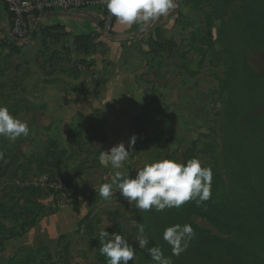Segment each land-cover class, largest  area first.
I'll use <instances>...</instances> for the list:
<instances>
[{"label":"rangeland","instance_id":"rangeland-1","mask_svg":"<svg viewBox=\"0 0 264 264\" xmlns=\"http://www.w3.org/2000/svg\"><path fill=\"white\" fill-rule=\"evenodd\" d=\"M244 15L240 5L229 8L224 0H177V10L166 24L149 27L139 35L144 69L136 84L148 103L135 115L133 126L129 123L132 132L123 138L114 124L108 123L106 129L112 143L122 141L126 148L136 136L121 169H104L103 175L99 171L98 146L105 144V136L102 115L97 119L95 111L85 122L76 114L67 133L65 125L55 122L32 127L29 142L23 144L3 139L6 149L28 145L20 157L10 158L5 152L0 156L6 179L23 183L21 188L9 184L0 189V264H107L98 239L105 226L110 236L124 235L133 246L135 258L128 264H155L146 249L139 247V239L149 240L148 247L161 248L172 264H264V213L255 216L250 209V198L262 196L264 202V48L251 44L242 26ZM13 55L12 62L0 64V72L10 70L0 76L1 84L25 82V75L30 77L28 69L36 64L51 73L66 72L75 57L52 60L45 52ZM123 64L121 58L116 67L103 62L98 75L89 78L99 87ZM28 82L34 83V77ZM77 131L81 139L72 137ZM192 158L213 173L211 197L199 205L189 201L179 208L142 211L130 205L118 189L108 199L99 195V187L111 182L117 171L135 177L145 164L162 159L186 163ZM83 167L91 168L99 179H93L97 189L87 197L90 211L78 226L63 235L53 251L27 246L9 255L11 249L5 251L9 240L4 239L9 229L19 230L53 211L54 203L34 200L64 195L63 189L47 184L59 179L65 185ZM19 192L23 194L15 201L14 194ZM64 196L54 200L66 205L73 199L69 193ZM175 224H190L195 232L178 256L163 240L164 230Z\"/></svg>","mask_w":264,"mask_h":264},{"label":"crops","instance_id":"crops-1","mask_svg":"<svg viewBox=\"0 0 264 264\" xmlns=\"http://www.w3.org/2000/svg\"><path fill=\"white\" fill-rule=\"evenodd\" d=\"M176 10L177 6L167 15L147 25H122L115 18L109 34L101 32L102 9L98 7L91 6L77 11H46L40 16L35 13L28 18L31 36L27 42L20 43L9 35L10 18L0 2V64L12 62L13 52L36 56L45 52V54L49 53L52 60L60 57L72 59V56H75L73 62L66 65V72L51 73L48 69L39 67L40 64H36L28 69L30 77L25 75V82L0 83V106H6L13 116L26 121L30 130L32 127L38 129L47 124L60 122L65 125L66 133L76 114H81L82 121L85 122L93 111L98 110L102 115L103 137L105 136V144L101 143L98 146L100 155L102 151H107L116 145V142L112 143L106 131L107 124H114L115 132L123 138L122 135L132 132L135 115L148 103L145 92L136 84H140L137 78L144 69L137 46L139 35L149 27L166 24ZM75 36L86 37L88 45L83 46L80 42H75ZM11 46H15V49H11ZM119 58L124 63L119 71L114 74L112 72L105 78L104 83L95 87L92 78L89 77L98 75L97 71L103 62H109L111 66L116 67ZM2 69L0 76L10 71ZM31 77H34V83L28 82ZM53 79L57 80V83L49 82ZM86 80L88 82L84 83ZM28 136L20 137L22 141L17 138L16 141L23 144L29 139ZM3 139L8 137L0 136V153L5 152L10 158L16 155L20 157L27 150L29 140L25 142L27 145L23 148H19L18 145L16 149L14 146L6 149L3 147ZM97 160L99 162V157ZM99 166L102 175L104 169L117 170L110 165L104 167L100 162ZM81 169L84 171H80ZM81 169L70 177L72 201L66 205L58 203L54 207V212H45L44 215L39 216L34 225L21 237L9 240L8 245H5V251L8 249L12 251L11 254L8 253L9 255L27 246L53 251L60 237L72 232L78 226L90 211L87 197L93 189H97L96 181L93 179H99L91 168ZM6 177L7 170L0 169V189L9 184L20 188L23 186L21 180L12 181ZM24 184L28 185V182ZM22 194L21 192L14 194L15 201ZM24 196L28 197L26 194ZM36 198L33 200L54 203L58 195H50L46 199ZM84 199L85 201L82 202Z\"/></svg>","mask_w":264,"mask_h":264},{"label":"clouds","instance_id":"clouds-1","mask_svg":"<svg viewBox=\"0 0 264 264\" xmlns=\"http://www.w3.org/2000/svg\"><path fill=\"white\" fill-rule=\"evenodd\" d=\"M108 12L122 25H147L158 18L167 15L176 8V0H103ZM30 129L26 121L13 116L6 106H0V136L12 140L29 135ZM136 136L133 135L126 148L123 142L112 146L99 155V162L104 167L109 165L121 169L129 159ZM3 153H0L2 156ZM211 168L202 167L198 158H192L186 163L172 159H162L145 164L136 171L135 177L129 173L117 171L111 182L99 187V195L108 199L113 190L118 189L129 204H135L138 210L157 212L166 208H179L189 201L197 205L211 197ZM106 228V226H105ZM104 229L98 233L100 254L106 258L107 264H128L134 261L136 251L121 234L109 235ZM140 232L144 229L141 227ZM195 236L190 224H175L167 227L163 240L172 248L173 255H180L187 248L188 241ZM97 238V237H96ZM139 247L144 248L155 264H172L161 248L148 247L149 240L139 239Z\"/></svg>","mask_w":264,"mask_h":264},{"label":"built area","instance_id":"built-area-1","mask_svg":"<svg viewBox=\"0 0 264 264\" xmlns=\"http://www.w3.org/2000/svg\"><path fill=\"white\" fill-rule=\"evenodd\" d=\"M4 5L9 18V35L20 43H25L31 36V25L28 18L37 13L38 16L46 11H77L87 7L102 9L101 32L109 34L112 31L115 17L112 16L103 0H0ZM45 178L42 179V181ZM52 189H63L62 180L47 184Z\"/></svg>","mask_w":264,"mask_h":264},{"label":"trees","instance_id":"trees-1","mask_svg":"<svg viewBox=\"0 0 264 264\" xmlns=\"http://www.w3.org/2000/svg\"><path fill=\"white\" fill-rule=\"evenodd\" d=\"M245 3V4H244ZM224 4L227 7H236L237 5H240V13H241V7H242V11L244 15V21L242 26L245 27L246 31L249 33V37L251 40V44L254 47H263L264 48V0H259V1H253V2H247V0H224ZM242 20V18H239ZM241 23V22H240ZM100 27H101V23H100ZM244 29V30H245ZM242 37V36H241ZM75 42H80L83 46L88 45L87 44V38L83 37V36H75ZM11 49H15V46H11ZM17 49V48H16ZM94 114L96 115V118L99 119L101 118V113L100 111L96 110L94 112ZM90 118V117H89ZM82 134L80 131H77L76 133L74 132V134H72V137H76L81 139ZM235 140H238L237 138H235ZM240 146V144H239ZM99 154V152H98ZM99 156V155H98ZM256 176V174H255ZM246 178L251 179V176L249 173H246ZM253 182V180H252ZM259 188V187H258ZM261 189V188H259ZM255 190H258L257 188H255ZM63 193H69L70 196V180L69 182H66L65 185L63 186ZM59 191V192H61ZM64 194V195H65ZM58 196H64L61 194H57ZM65 197V196H64ZM67 198V197H65ZM250 198V196H249ZM262 196H260L258 199H251V210L253 211L254 215H259L262 212L264 213V202L261 200ZM55 207L57 206V202H54ZM55 210V208H54ZM51 211V212H54ZM45 213H43L42 215H44ZM36 221V220H35ZM34 221V223H35ZM34 223H32L31 225H21L19 227V230L15 229V228H10L9 232L10 235L5 237L4 239L6 240H11L15 237H21L26 231L27 229H29L30 227H32L34 225ZM62 237V236H61ZM60 237V239H61ZM13 261V257L9 260V262Z\"/></svg>","mask_w":264,"mask_h":264}]
</instances>
